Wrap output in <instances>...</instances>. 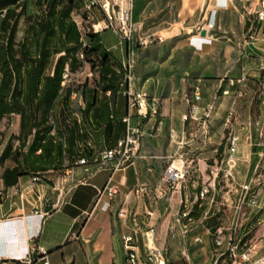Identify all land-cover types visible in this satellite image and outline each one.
<instances>
[{"label": "crops", "instance_id": "1", "mask_svg": "<svg viewBox=\"0 0 264 264\" xmlns=\"http://www.w3.org/2000/svg\"><path fill=\"white\" fill-rule=\"evenodd\" d=\"M262 1L135 0L133 21L141 34L156 36L162 42L176 41L177 49L191 47L196 54L222 58L224 71L231 75L219 79H202L180 71L169 78L160 75L163 81L169 79L180 83L165 97L162 90L149 87V82L139 88L160 99L165 129L160 137L143 141L140 150L143 158L139 157L134 165L115 173L114 181L123 185V194L108 212L97 210L92 213L97 190L107 184L112 171L105 169L91 175L78 161L87 159L89 167L95 168L94 159L101 152L116 147L125 137L124 118L130 114L134 117V124L139 123L136 110L130 108L121 89L104 91L96 73L91 75L92 79L87 78L83 86H77L73 80L66 85L65 91L60 92L51 111L56 122V129L52 130L48 119L49 106L43 99L46 76L41 78L35 89L28 85L27 77L13 75V87L22 90L14 102L19 110L3 113L0 104V264H21L20 259L32 244L47 252L34 264H127L123 235L128 232L132 221L136 219L143 228L155 226L157 232L161 227L168 231L180 202L184 201V185L182 191L172 198L160 199L154 209L146 198L128 196L127 192L140 184L157 187L161 183L165 176L162 165L167 157H173L168 155L175 151L169 136L172 128L181 137L185 133L188 144L180 152H175L176 158L170 164L176 162L180 165L179 155L184 153V156L192 158V162H198L197 171L206 179L204 184L210 176L206 174L207 160L214 159L217 153L222 156L226 146L222 142L217 144V148L216 144L213 145L212 149L210 143L214 138H225L229 133L228 124H235L239 136L237 180L246 183L257 178L256 191L262 202L260 211L246 212L238 236L245 240L253 232L251 228L257 225L264 227V157H261L264 148L260 146L264 142V101L261 100L254 108L252 102L236 98L244 87L237 80L244 75L247 80L248 75L257 77L255 70L264 58V22L253 23L247 15L249 6H257ZM82 2L86 4L87 0ZM211 14H215L212 26L209 25ZM196 29L199 32L195 37L204 30L207 32L205 37H201L207 38L208 43L200 51L190 44ZM98 33L104 49L111 53L113 61L120 67L126 69L127 63L131 67L138 65L139 55L145 49L134 44L121 45L112 30ZM182 36L188 37L180 40ZM237 54L240 55V65L235 75L232 69L237 68ZM116 71L120 72L119 67ZM212 75L220 77L221 74L214 70ZM231 80L236 81L234 86L230 84ZM258 81L262 82V79ZM247 86L246 83V89ZM195 87L201 88V109L211 107L214 98H218L205 135L198 122L190 119L183 123L182 120L184 115L190 114L188 100L193 99ZM12 103L10 98L9 104ZM232 110L234 115L231 116ZM252 112L259 114L258 121L252 120ZM152 124L148 123L146 128ZM167 140L170 145L165 152L162 147ZM183 160L188 161L184 157ZM70 172H74L75 182L62 185L63 178ZM35 177L40 181L35 182ZM216 194L217 188L209 195L205 209L210 207V196L215 198ZM238 196L236 189L229 187L223 193L225 205L234 207ZM185 198L188 201L187 196ZM147 207L155 211L153 219L147 217ZM120 212H125L126 216L119 217ZM199 229L197 227L194 233ZM258 237L257 246L264 243V233ZM169 240L180 241L172 240L170 236ZM263 249L262 246L255 252L254 259L264 256ZM161 250L167 258L166 249Z\"/></svg>", "mask_w": 264, "mask_h": 264}, {"label": "built area", "instance_id": "2", "mask_svg": "<svg viewBox=\"0 0 264 264\" xmlns=\"http://www.w3.org/2000/svg\"><path fill=\"white\" fill-rule=\"evenodd\" d=\"M134 6L135 0H87L86 2V8L89 11L98 9L105 16L102 22L93 24V31L95 33L105 29L112 30L119 37L121 45L134 44L146 49L160 40L156 36H147L139 32L137 25L133 21ZM214 15L211 14V18L214 19ZM247 15L253 23H263L264 0L257 6H249ZM196 38L199 39L197 40ZM207 43L208 39L202 38L201 35L192 38V45L198 51L202 50L203 46ZM80 58L83 59V55H80ZM126 70L127 76L122 83L121 93L128 99L130 108L136 110V117L139 123L134 124V117L130 114L124 118L123 121L126 125L125 137L119 141L116 147L101 152L94 159L93 164L95 168L89 167L87 159L78 161L79 165L86 168L85 172L91 175L105 169L112 171V176L107 184L97 190L92 213L97 210L103 212L112 210L114 202L123 194V185L116 183L113 176L115 173L135 164L136 160L140 157L139 152L145 139L158 138L163 134L165 129L160 99L145 91L138 90L134 85V77L130 64L126 65ZM83 71L82 68L72 73L67 67L64 86L72 83L75 78L81 77L84 74ZM260 71L264 72V58H262L260 63ZM89 77H91V74L88 75ZM237 82L244 87L238 91L236 98L246 97L248 95L246 89L247 76H242ZM230 84L234 86L236 81L231 80ZM75 97H78V94H75ZM192 97L193 105H189L191 109L190 114L183 116V123L188 122L190 119L198 122L201 124L200 130H202V134L205 135L218 98H214L211 107L201 109L199 107V102L202 100L200 87H195ZM230 115H234V110L231 111ZM150 122H153L152 126L146 128V125ZM228 127L230 133L226 139L225 150L221 158L216 161V165L209 176V181L201 186L196 202H190L189 200L180 202V207L168 228L169 236L172 240L187 242L200 224L211 220L213 218L212 209L215 204L214 197L210 200V207L203 211L200 221H196L194 214L196 208L204 206L200 201L208 199L212 191L216 190L217 184L224 181L228 187L236 189L239 199L234 206L230 227L227 230H218L215 236V244L219 249L218 258L214 264H218L225 257L230 259L231 264H264V256L254 259L255 247L253 245L243 247V239L238 236L246 217L245 210L250 208L252 211H260L262 209V202L259 192L256 191L257 178H252L246 183H240L237 180L235 171L238 166L239 136L237 135L235 124L230 122ZM169 136L170 140L178 146V152L183 150L188 144L185 133L181 137L174 128L170 129ZM193 138H196V136ZM260 146L264 148V142ZM179 157L181 164L177 165L176 162L170 164L166 169L162 182L157 187L140 184L128 189V196L134 195L139 199L146 198L154 209L160 199L167 196L172 198L174 194L180 193L192 169L193 162L184 161L182 155H179ZM261 157H264V151L261 153ZM34 181L38 182L40 178L35 177ZM74 182L75 174L74 172H70V174L63 178L62 185L73 184ZM152 208H146V215L149 219H153L155 216V211ZM125 216V212H120L119 217ZM123 243L127 251V264H166V255L157 245V230L155 226L143 228L134 219L128 232L123 235ZM195 243H203L202 237L196 236ZM143 248L145 252L142 251ZM46 254L47 252L44 248L32 244L24 258L20 259V263L34 264L39 260L40 256H45Z\"/></svg>", "mask_w": 264, "mask_h": 264}, {"label": "rangeland", "instance_id": "3", "mask_svg": "<svg viewBox=\"0 0 264 264\" xmlns=\"http://www.w3.org/2000/svg\"><path fill=\"white\" fill-rule=\"evenodd\" d=\"M43 4L40 6L37 2L38 0H23L21 3V8L19 9V27L18 33L15 43L14 50L8 51V55L6 56L7 60L9 61L10 65L15 68L17 65V61L20 59V49L22 44L27 40V44H29L30 40L32 39L33 28L36 25L37 20L40 18L42 19L45 16L48 9L46 8V0H42ZM93 12L89 11L86 8V4L83 3L82 5L78 6L76 10L72 13L71 19L76 22L80 32L83 36L86 35L87 31L94 30L93 24L98 23L99 21H103L104 16L98 10ZM97 14V17H96ZM214 15V14H213ZM214 23V19H209V25ZM199 31L196 29L195 32L192 34L190 38V44L192 45V38L195 35H198ZM188 36H182L179 39H187ZM44 39V38H43ZM234 41V40H232ZM53 49L59 50L60 52L64 51L70 45L67 43L65 39V35L62 33H58L54 42H53ZM193 46V45H192ZM194 47V46H193ZM195 48V47H194ZM198 51V50H197ZM38 53H36L37 55ZM240 55L237 54L238 62L235 64L237 68H233V73L239 72V59ZM138 65H134L132 67V74L134 77V82L136 88L140 90V87L147 85L151 88H158L162 90L164 97L167 96L174 87L179 84L171 82L169 79L168 81H163L160 79V75L167 76L168 78L172 75H176L177 71L182 73L188 74L190 76L197 75L202 79H219L223 78L224 75H231L227 71H224V63L225 61L222 58L212 59L205 53L196 54L194 53L191 47L177 49V42H169V41H158L157 43L153 44L149 48L143 50L140 55ZM128 65V63H127ZM130 69V67H128ZM242 71V67L240 68ZM84 74L81 77L75 78L76 85L81 87L83 86L85 80L88 78V75L91 74L93 76L96 75V71H92L90 65H86L83 68ZM220 72V77L218 75H212V72ZM225 72V73H224ZM255 72L258 74L257 77H251L248 75L247 80V92L248 96L243 98L247 102H252L253 107H257L260 104V101H264V72L260 71V63L257 66ZM93 78V77H89ZM262 79V82L258 80ZM83 82V83H80ZM186 84V83H184ZM257 92V93H256ZM261 95V98L259 97ZM189 99L191 97H188ZM260 98V99H259ZM247 106L248 103H247ZM252 120H259V114H255L252 112L250 114ZM256 118V119H255ZM230 133V130H229ZM229 133L223 138L217 137L212 140L210 143V147L212 148L213 145L216 146L217 144L224 143L226 144V139ZM209 139V138H207ZM188 142V140H186ZM168 145H170V141L167 140L165 145L162 147V150L168 149ZM175 151L171 155L173 157H167V160L162 165V169L166 172V167L176 158L175 152L178 151V146L176 144L173 145ZM213 149V148H212ZM141 150V149H140ZM155 149H152V151ZM166 154V153H165ZM183 155L184 159L188 160L189 162L192 161V158H188L184 156V153H180ZM141 156V152H139ZM144 155H142L143 158ZM221 156L217 153L214 159H208L207 164L208 167L206 169V174L210 175L213 167L216 165V161L220 159ZM167 162V163H166ZM199 169L198 162L195 161L192 163V169L187 177V180L184 184V201L186 200V196L190 202H196V198L199 195L200 191H198L199 186L206 182V179L203 178L200 172L197 170ZM164 178V176H163ZM161 179V182L163 180ZM220 190V192H219ZM229 190L224 181L218 183L217 186V194L215 196V204L212 209L213 218L209 221L200 224V229L197 230L192 236L189 238L187 242L182 240L177 242H171L169 240V231L163 229L162 227L157 232V244L161 249H166L167 251V264H214L218 258V247L215 244V236L217 231L220 230H227L231 224V218L233 214L234 207L231 208L226 206V200L223 198V193ZM214 196H210L212 199ZM239 199V196L237 197ZM237 199V202H238ZM208 199L204 201H200L203 203V207L196 208L194 217L196 221H200L202 217V213L204 209L207 207ZM237 204V203H236ZM235 204V205H236ZM247 213H251V209L247 208L245 210ZM253 232L247 237V239L243 240L242 246L246 247L249 245H253L256 251L261 250L262 246L264 247V243L258 245V236L264 233V227L262 225H257L251 228ZM227 233V231H226ZM195 236H201L203 238V243L196 244L194 241ZM264 250V249H263ZM218 264H231L230 259L228 257L223 258L220 260Z\"/></svg>", "mask_w": 264, "mask_h": 264}, {"label": "trees", "instance_id": "4", "mask_svg": "<svg viewBox=\"0 0 264 264\" xmlns=\"http://www.w3.org/2000/svg\"><path fill=\"white\" fill-rule=\"evenodd\" d=\"M22 1L0 0L1 109L3 113L19 110L15 103L22 90L20 88L18 90L16 86L13 87V75L27 77L28 85L35 89L38 88L41 78L46 76L43 99L49 106L48 119L53 130L56 129V122L51 111L60 92L65 91L66 86L63 85L67 67L72 73H75L84 66L90 65L92 71L99 74L101 88L104 91L112 92L121 89L127 76V70L113 61L111 53L104 49L99 33L89 30L83 36L76 22L71 19L72 13L83 4L82 0H46L48 11L31 28L33 37L29 44H27V40L22 44L20 59L15 68L12 67L6 56L9 49L14 50L15 48L19 27V9ZM37 3L42 6L43 1L38 0ZM58 33L64 34L70 45L62 52L53 49V42ZM36 53L38 54L36 55ZM80 55H83V59L80 58ZM116 67H119V73L116 71ZM10 98L13 101L11 105L9 104ZM17 101L19 105V100ZM22 117L24 118V115Z\"/></svg>", "mask_w": 264, "mask_h": 264}, {"label": "bare ground", "instance_id": "5", "mask_svg": "<svg viewBox=\"0 0 264 264\" xmlns=\"http://www.w3.org/2000/svg\"><path fill=\"white\" fill-rule=\"evenodd\" d=\"M64 78H65V76H64ZM188 105H193V99L192 100H188Z\"/></svg>", "mask_w": 264, "mask_h": 264}, {"label": "water", "instance_id": "6", "mask_svg": "<svg viewBox=\"0 0 264 264\" xmlns=\"http://www.w3.org/2000/svg\"><path fill=\"white\" fill-rule=\"evenodd\" d=\"M201 35H202L203 37H205V36L207 35V32L204 30V31H202Z\"/></svg>", "mask_w": 264, "mask_h": 264}]
</instances>
